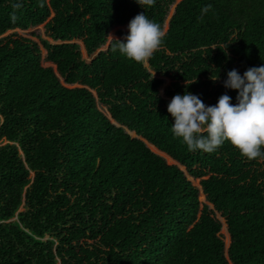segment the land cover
I'll return each mask as SVG.
<instances>
[{
	"label": "trees",
	"instance_id": "obj_1",
	"mask_svg": "<svg viewBox=\"0 0 264 264\" xmlns=\"http://www.w3.org/2000/svg\"><path fill=\"white\" fill-rule=\"evenodd\" d=\"M138 2L0 0V264H264V158L189 151L167 111L237 103L264 0ZM140 13L165 33L147 67L107 38Z\"/></svg>",
	"mask_w": 264,
	"mask_h": 264
},
{
	"label": "clouds",
	"instance_id": "obj_2",
	"mask_svg": "<svg viewBox=\"0 0 264 264\" xmlns=\"http://www.w3.org/2000/svg\"><path fill=\"white\" fill-rule=\"evenodd\" d=\"M154 2L139 0L138 4L151 6ZM19 7L13 4L14 9ZM210 9L211 5L203 7L200 18ZM127 27L128 35L122 40L107 36L113 42L112 50L134 62H146L160 48L164 31L144 13L137 14ZM223 86L237 91L235 105L227 94L215 106H206L199 96L187 92L173 96L167 106L174 120L173 135L189 151L212 153L227 141L248 160L264 158V65L249 68L243 76L236 69L229 71Z\"/></svg>",
	"mask_w": 264,
	"mask_h": 264
},
{
	"label": "rangeland",
	"instance_id": "obj_3",
	"mask_svg": "<svg viewBox=\"0 0 264 264\" xmlns=\"http://www.w3.org/2000/svg\"><path fill=\"white\" fill-rule=\"evenodd\" d=\"M120 31L125 32V34H123V35H122L121 33L119 34ZM11 32H17L18 34H21V35L26 36V37H29V34H31V33H37L38 35L41 36L42 39L51 42V41L45 36V34H44V29H43V26H42V25H39V26H36V27L30 28V29H27V30H25V31H21V30H14V31H12V30H11V31H8L6 34L11 33ZM6 34H5V35H6ZM109 35H112V36H113L114 38H116V39H121V40H122L123 37H125V36L128 35V28H127L126 26L115 27V28H113V29L110 31ZM32 39H34L36 42H38L37 39H35V38H32ZM108 41H109V39H108ZM76 43H78V45H79L82 59H83V60H86V61H89L92 57H91V56H87V54L85 53V50H84V48H83L82 43H81L80 41H76ZM107 43H108V42H107ZM106 46H107V44L104 45L101 49H105ZM43 53H44V52H43ZM42 65H43V66H50L49 63L44 62V61H42ZM144 65L146 66V62H144ZM146 67H147V66H146ZM151 74H152V76L157 77L154 73H151ZM167 82H169V81H167V79H164V83H165V84H163V85L161 86V88H160V91H161V92L163 91V88H164V86L167 84ZM0 122H1V120H0ZM6 143H7V142H6L5 140L0 139V146L4 145V144H6ZM152 150H154V149H152ZM169 163H170V162H169ZM29 175H30L29 177H31V176H32V173H30ZM192 182H193L194 185H196V183H198V180H192ZM21 210H23V209H22L21 207H19L16 213L20 212ZM15 219H16V218L14 217V220H15ZM41 239H42V241H44V240H46V239H51V240H52V238H50V237H48V236H44V237L41 238Z\"/></svg>",
	"mask_w": 264,
	"mask_h": 264
}]
</instances>
